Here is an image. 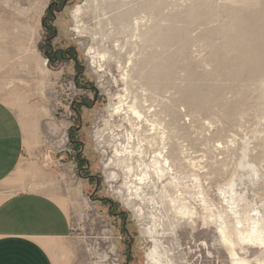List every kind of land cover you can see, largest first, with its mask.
<instances>
[{
    "label": "rangeland",
    "instance_id": "374dc122",
    "mask_svg": "<svg viewBox=\"0 0 264 264\" xmlns=\"http://www.w3.org/2000/svg\"><path fill=\"white\" fill-rule=\"evenodd\" d=\"M50 2L0 0V99L38 131L27 161L70 215L71 264H124L129 244L130 264H264V0H69L57 15L58 46H74L98 93L78 137L125 221L91 200L94 187L77 174L67 144L78 125L73 64L63 77L37 47ZM126 69L131 99L146 98L162 124L146 134L157 140L145 144L146 164L162 136L173 161L138 194L124 166L139 162L116 155L122 118H111ZM177 199L192 218L177 213Z\"/></svg>",
    "mask_w": 264,
    "mask_h": 264
},
{
    "label": "crops",
    "instance_id": "0c3cea01",
    "mask_svg": "<svg viewBox=\"0 0 264 264\" xmlns=\"http://www.w3.org/2000/svg\"><path fill=\"white\" fill-rule=\"evenodd\" d=\"M0 99V264H71L70 215L39 189L47 179L27 161L38 131Z\"/></svg>",
    "mask_w": 264,
    "mask_h": 264
},
{
    "label": "flooded vegetation",
    "instance_id": "af4514ba",
    "mask_svg": "<svg viewBox=\"0 0 264 264\" xmlns=\"http://www.w3.org/2000/svg\"><path fill=\"white\" fill-rule=\"evenodd\" d=\"M69 3V0H51L47 12L42 19L41 28L43 29L44 37L38 43L37 47L47 58L48 63L58 73H62L63 77L67 74L66 71L59 69L67 64H73V71L69 73L68 78H71L74 85L75 98L70 102V120L78 122V125L73 124L67 132V144L74 152V159L78 176L94 187L90 193V199L108 206V214L115 219L125 218L127 215L124 211H120L116 207L115 201L106 195H101V175L92 172L90 159L84 155V142L78 135L82 133L83 128V111L91 110L98 102L97 88L89 84L90 81H85V72L83 70L82 61L78 57V52L74 46L59 47L57 39L59 32L55 25L57 15L62 14L64 8ZM92 58V56H91ZM93 62V60H92ZM94 63V62H93ZM95 64V63H94ZM93 95V96H92ZM71 152V150H68ZM125 230L126 226H124ZM132 258V245L129 244L127 258L124 264H130Z\"/></svg>",
    "mask_w": 264,
    "mask_h": 264
},
{
    "label": "bare ground",
    "instance_id": "6f19581e",
    "mask_svg": "<svg viewBox=\"0 0 264 264\" xmlns=\"http://www.w3.org/2000/svg\"><path fill=\"white\" fill-rule=\"evenodd\" d=\"M80 11L81 8L79 7L76 13H79ZM105 58L106 54H102L99 51L92 56V59L94 61L96 60L98 64ZM128 76V70L126 69L122 75V80L125 82L124 94L117 97V102L113 105L111 110V118H122V123L117 126L118 133L113 134L118 140L119 145L115 149L116 155L121 156V159L124 162L126 160L131 161L134 157L139 162L137 167H134L132 163L124 166L127 170V175L129 177H134L132 184L134 185V192L138 194L153 176L162 179L167 172L172 171L173 161L168 155L165 138L162 136L161 147L154 152L155 154L152 157V161L149 164H146L144 160L145 144L150 146L157 144L155 137L150 136L148 138L146 137V134L150 132L157 134V130L162 124L159 120L152 119V116L149 114L150 108L146 106L148 102L146 98L139 100L137 96H134L131 99L132 93L128 87ZM121 139H123L122 142H120ZM135 169L139 171L134 172ZM171 203L179 215L190 218L195 215V210L186 202H183V200H171ZM176 203L179 204L176 206ZM149 257L151 260H154L152 255H149Z\"/></svg>",
    "mask_w": 264,
    "mask_h": 264
}]
</instances>
